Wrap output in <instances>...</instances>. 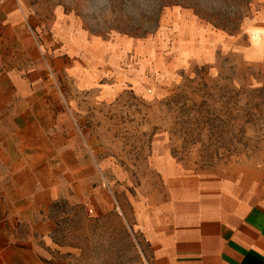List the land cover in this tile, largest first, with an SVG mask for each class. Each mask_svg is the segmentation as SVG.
<instances>
[{"label": "rangeland", "instance_id": "obj_1", "mask_svg": "<svg viewBox=\"0 0 264 264\" xmlns=\"http://www.w3.org/2000/svg\"><path fill=\"white\" fill-rule=\"evenodd\" d=\"M3 1L27 39L3 64L62 114L70 146L43 162L68 176L49 209L73 264H153L135 224L173 215L203 177L263 171L264 0Z\"/></svg>", "mask_w": 264, "mask_h": 264}, {"label": "crops", "instance_id": "obj_2", "mask_svg": "<svg viewBox=\"0 0 264 264\" xmlns=\"http://www.w3.org/2000/svg\"><path fill=\"white\" fill-rule=\"evenodd\" d=\"M13 12L0 0V264H73L52 239L49 209L68 176L58 181L55 165L46 162L49 151L70 145L62 114L33 106L41 99L19 91L26 71L1 60L27 40ZM79 161L78 154L60 160L78 182ZM194 194L168 218L135 224L153 264H264V169L226 182L203 177V190Z\"/></svg>", "mask_w": 264, "mask_h": 264}]
</instances>
